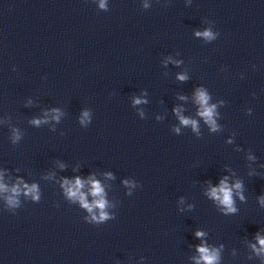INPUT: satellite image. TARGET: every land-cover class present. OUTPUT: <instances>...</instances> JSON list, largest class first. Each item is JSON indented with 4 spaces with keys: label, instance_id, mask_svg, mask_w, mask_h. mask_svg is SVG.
Returning a JSON list of instances; mask_svg holds the SVG:
<instances>
[{
    "label": "water",
    "instance_id": "water-1",
    "mask_svg": "<svg viewBox=\"0 0 264 264\" xmlns=\"http://www.w3.org/2000/svg\"><path fill=\"white\" fill-rule=\"evenodd\" d=\"M103 2L0 0V264H264V0Z\"/></svg>",
    "mask_w": 264,
    "mask_h": 264
},
{
    "label": "clouds",
    "instance_id": "clouds-1",
    "mask_svg": "<svg viewBox=\"0 0 264 264\" xmlns=\"http://www.w3.org/2000/svg\"><path fill=\"white\" fill-rule=\"evenodd\" d=\"M100 7L103 8L105 7V4L103 2V0H101V4ZM196 35L200 36H204L207 39H211L213 38L212 33L210 31H205V32H197ZM180 79H185V77L181 76ZM208 95L203 91V90H199L198 91V101L201 104L202 107V111L200 113L201 116H203V118L205 119V121L211 125L212 129L215 130L216 129V124L215 121L213 119V115H214V108L215 106H208ZM137 103H139L140 101H136ZM85 115H87V113H85ZM181 119V123L184 125H189L191 124L193 130H196L197 127V123L194 120H188L185 119L184 117H180ZM34 124L39 125L41 122L39 120H34L33 121ZM177 131H179V129H177ZM67 183V182H66ZM82 182L79 180V178H77L76 183L74 186L69 187L67 189L68 194L73 197V198H79L81 203L83 204L84 207H86L89 212L92 211V208L94 206H99V208L101 210H103V208L105 207V202L103 200V198L101 197L100 199L95 201V204L90 205L86 202V200L84 199V195L83 193L79 192V188L82 187ZM236 189H240L242 187L240 182H237L234 186ZM3 188V185H0V189ZM93 195L94 196H100V194L102 193V189L100 188L98 183H93ZM14 192H18L19 189L14 188L13 189ZM36 191V186L33 185L32 188L28 189L29 193H35ZM208 195L219 201L222 205L225 206V212L227 213H234L236 211V208L233 206L234 202L232 200V188L227 184L226 179L225 180H221L220 181V186L219 187H213L210 192L208 193ZM34 199H38L37 196H33ZM242 200L244 199L243 196L240 197ZM261 204H264V197L261 198L260 200ZM8 204L11 207H15L17 205V202L15 199H13L12 197L8 198ZM107 219V214L104 213L103 211H101L100 217L97 218L96 216L92 217L93 221H103ZM204 235L203 232L197 231L196 232V236L197 237H202ZM257 241L260 244V248L256 249V246L253 245L252 247L254 248V250H256L258 253L264 252V237H260L257 236ZM201 253V260H203L205 262V264H215L216 260L218 259V254L216 252H209V250L207 248L204 247H200L198 249ZM199 264V261H198Z\"/></svg>",
    "mask_w": 264,
    "mask_h": 264
}]
</instances>
